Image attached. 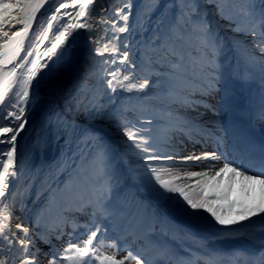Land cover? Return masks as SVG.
<instances>
[{"label": "snow or ice", "instance_id": "6c2138e0", "mask_svg": "<svg viewBox=\"0 0 264 264\" xmlns=\"http://www.w3.org/2000/svg\"><path fill=\"white\" fill-rule=\"evenodd\" d=\"M133 2L122 0L120 7L106 15L104 0H54L50 12L40 18L29 39L37 13L48 0H0V264H40L41 250L36 240L51 244L48 234L55 232L59 240L65 235L66 227L72 229L68 242L62 250L53 247L44 254L48 264H167L169 260H175L176 264H264V240L259 241L260 252L256 254L234 249L179 257L167 244L148 239L154 224L147 220L129 222L126 228L117 231L115 221L124 214L113 203L120 183L113 158L90 127L67 119L58 108L54 119L57 139L63 137L65 156L54 174L66 178L60 184L49 185L47 203L35 212L30 224L18 222L13 226L12 220H19L14 217L16 184L25 170L23 151L17 162V138L28 124L26 110L35 100V97L30 100L32 83L53 58L59 62L63 52L58 54V50L79 30H84L97 84L95 90L85 91L74 100L77 112L83 111L88 119L99 117L104 108L99 101L104 94L111 102L116 99L167 101L163 107L133 109L135 119H130L128 107L122 106L116 124L127 138L129 154L143 162L142 175L151 190L161 199H169L166 193L176 194L193 216L209 213L222 226L215 230V239H239L242 230L231 226L257 215L264 216V144L256 145L241 134L226 145L224 135L217 136L193 121L175 117L172 108L173 104L202 105L215 111L212 105L191 96H212L221 91L225 111L240 108L243 105L228 81L238 80L244 85L253 82L252 77L258 74L257 116L264 120V0H208L215 5L220 19L229 22L232 32L252 37L250 44L233 41L237 63L227 77L220 59L225 40L211 28L207 15L199 12L198 0H172L171 7L176 9L173 21L166 27L151 30L145 21L151 20L155 8L146 7L133 16ZM145 2L158 6L159 0ZM149 31L151 34L146 35ZM152 76L157 79L153 81ZM181 82V91L190 88V94L177 91ZM150 85L163 91L148 92ZM134 91L147 94L122 96ZM162 115L174 117V130L183 132L194 143L211 142L214 150L180 156L172 148L170 137L158 138L154 134L153 120ZM42 127H52V121ZM238 143L248 145L243 153L237 148ZM253 152L258 156L254 157ZM192 167L202 170L193 172ZM180 172L188 181L194 180L196 187L190 182L177 184ZM165 174L171 178H165ZM237 181L242 200L231 198L237 190ZM20 204L23 205L22 199ZM220 204H227V211L217 207ZM237 207L241 210L233 215ZM53 212L55 224H50L45 221V214ZM77 214L86 220L81 223ZM78 229L83 231L76 235ZM110 231L116 233L114 238L109 236ZM146 249L152 254L146 256Z\"/></svg>", "mask_w": 264, "mask_h": 264}, {"label": "bare ground", "instance_id": "6f19581e", "mask_svg": "<svg viewBox=\"0 0 264 264\" xmlns=\"http://www.w3.org/2000/svg\"><path fill=\"white\" fill-rule=\"evenodd\" d=\"M122 0H104V7L108 9L106 15H110L116 8L121 6ZM54 0H48L43 8L37 13V19L33 23L32 29L29 32V39L32 32L36 31L37 24L40 18L46 16L52 6ZM165 0H159L158 6L148 5L145 0H134L133 2V16L138 10H143L146 7H154L155 10L151 13V20L145 21L148 27L154 20L156 14L161 12ZM211 9L216 10L215 5H209ZM258 7V5H257ZM63 11H71L62 10ZM216 17V15H215ZM219 35L225 40L224 55L221 56L224 62L225 75L227 77L229 72H233V66L236 65L237 59L235 57L236 51L233 50V41H243L250 44L252 37L244 36L240 33L231 31L230 25L223 22V19L217 15ZM131 21V18H130ZM21 27L17 25V28ZM55 27V25H54ZM16 29H13V31ZM84 30L73 32L72 36L68 39L65 45L61 46L59 52H63V56L59 62L53 58V62L49 64L47 69H42L37 78L32 83L30 90V100L35 97L34 103L30 104L26 110V116L29 125L28 135L26 136L25 130L20 133L22 136V143L20 147L17 146V154L20 157L19 151H23L24 160V174L16 184L17 207L14 210V217H19V220L13 219V226L18 222L30 224L36 211L43 208L47 203L49 185L60 184L65 180L64 175L57 178L54 174V169L62 161L65 156V146L63 137L57 139L58 129L55 125V113L58 108L67 119H74L77 124L90 127L97 135V137L104 138L103 142L109 141L110 147L107 148L113 158L114 167L120 177V198L126 210L123 212L122 223H117V226L126 228L129 222L137 220H147L154 224L153 233L149 236L150 241L159 244H167L175 256L184 257L189 256L191 253L206 254L210 251L218 252H231L234 249L242 250L245 253L256 254L260 252V240H264V216L257 215L248 220L241 221L240 223L231 227L239 228L242 230L243 235L235 240H221L215 239V230L222 226L215 223L214 218L209 213L201 212L196 216L190 214L185 210V205L182 200L173 193H166L169 199L159 198L148 185L146 177L142 175V161L129 154L126 148L125 141L127 138L123 136L118 127H115L109 119L111 109L114 102H111L104 94L100 103L104 105L103 111L99 117L88 119L83 111L77 112L75 110L74 100L83 96L85 91L95 90L97 79L95 76V68L92 60L89 57L90 48L86 39L82 40L81 36L85 37ZM51 35V34H50ZM99 35V33H97ZM137 39L139 37L137 36ZM47 41L45 46H47ZM87 45V46H86ZM86 46V47H85ZM28 47V40L25 41V48ZM43 50V48H41ZM23 55V54H22ZM87 58L91 60L84 63ZM97 59H100L97 57ZM84 63V64H83ZM55 64V67H53ZM89 64V65H88ZM239 69H237L238 73ZM47 73V75H45ZM259 75L256 74L252 77L251 83L241 85L238 80H229L228 83L233 87L237 98L241 101L242 107L229 108L225 111L222 96L223 92H217L212 96H200L195 94L191 96L192 99L204 100L207 104L213 106L215 111L206 108L202 105L195 107H184L179 104H173L172 108L175 110L174 116L181 117L185 120L193 121L195 124L205 126L214 130L215 135H224L225 141L232 142L233 137L239 136L242 133L243 126L247 123L257 129L260 135L263 136L264 131L260 130L257 126V121L260 120L257 116L259 110V97H260V80ZM38 87L49 95L48 100L53 101L51 109L41 113L40 105L43 101L39 99V95L35 93ZM183 87V86H182ZM220 87L223 89L224 84ZM163 90V89H162ZM191 89L183 91L182 95L190 94ZM125 94L122 93V96ZM218 96V97H217ZM151 106L163 107L164 102H158L152 99L145 100ZM71 109V111H69ZM127 115L130 119L135 116L129 110ZM44 116V117H43ZM52 121V127L44 129L42 126ZM7 123V121H5ZM156 126L154 134L158 138L170 137L172 148L180 155L187 156L192 153L201 154L203 152H212L213 150L207 149L203 142L194 143L183 132L174 130L175 123L174 117L161 116L158 121L153 122ZM258 138V134H254ZM19 137L17 138V142ZM131 143L130 141L128 142ZM106 144V143H105ZM22 145V147H21ZM19 157L17 162L19 163ZM124 165L122 166V164ZM153 163H158L153 161ZM168 163H172L171 161ZM206 163H213L208 161ZM200 167H192L190 171L200 172ZM175 174V170H174ZM179 178L176 180L177 184L191 183L196 187L195 181H188L183 172H180ZM165 178H171L165 174ZM224 185H227V179L224 180ZM26 185L28 186L26 188ZM131 186L136 187V193L131 190ZM157 187H159L157 185ZM239 181L236 184V192L231 197L233 200L244 199L239 192ZM11 191V188L9 189ZM138 193V195H137ZM22 194V195H21ZM257 198L259 193L257 192ZM23 200V205L20 200ZM118 201L115 206L119 209ZM120 204V203H119ZM217 207H222L227 211V204H220ZM23 208V210H21ZM241 209L237 207L234 213H238ZM45 221L50 224H55V213H46ZM71 227L64 229L65 235L61 239H56L55 232L49 233L51 244L44 243L40 239L36 240V246L41 250L40 264H48V257L44 255L46 252L50 253L53 249L62 250L69 237L66 233ZM121 230V229H119ZM83 229H80L82 232ZM115 232H109V236L113 237ZM144 244L145 241H140ZM137 245H133L135 250ZM152 253L146 249L145 255L149 256ZM167 264H176L175 260H169ZM203 264V262H201Z\"/></svg>", "mask_w": 264, "mask_h": 264}, {"label": "rangeland", "instance_id": "374dc122", "mask_svg": "<svg viewBox=\"0 0 264 264\" xmlns=\"http://www.w3.org/2000/svg\"><path fill=\"white\" fill-rule=\"evenodd\" d=\"M171 3H172V0H171V2L168 5L164 6L163 9L161 10V12L158 13L159 15H157L154 18V20L152 21L151 25L148 26V28L150 30L152 28H155V27H166L168 24H170L173 21V18L175 16L176 9L171 7ZM194 19H195V17H194ZM225 21L228 22L227 20H225ZM150 34H151V31H149V33H146V35H150ZM81 39L84 40L86 38L83 37V36H81ZM88 48H89V46H88ZM136 58H137V60H139V58H140L139 57V54H137V57ZM87 62H89V64H90L91 60L89 58H87V60L84 63H87ZM143 74H147V73H143ZM151 79L154 81L157 78L155 76H152ZM181 89H182V83L177 88V91L182 93L183 91H181ZM147 91L148 92H154V93H160L161 92L160 89H158V88L153 89L151 87V85H150V88ZM35 93L37 95H39V99L43 101L42 105H40V109H41L40 112L42 113L43 110L45 111V109L46 110L51 109V106H52L51 104L54 103V102L47 99V97H49V95L47 94V92L45 93L42 89H40V87H38V90L36 89L35 90ZM125 93H127V92H125ZM127 94H130V95L135 94V95H142L143 96V95H146L147 93H137V92L134 91L132 93H127ZM155 101H157V100H155ZM164 101L165 100H163V102ZM122 106H127L128 108H130L131 113H134V111H132L133 109H139V108H141L140 105L135 104V102L131 101L130 99H116L115 102H114V104H113V108L111 109L110 116H109V119L111 120L112 124L115 127H117L116 124L118 122L119 115H120V109H121ZM155 121L156 120H153V122H155ZM257 124H258V127L263 131L264 130V121L258 122ZM27 125L30 126V123H28ZM25 128H26L25 133L26 132L28 133L29 128L26 127V126H25ZM21 143H22V136L20 135L19 141L17 142V146L20 147V144ZM21 151H22V149H21ZM21 151H19V153H21ZM17 157H19L18 154H17ZM117 192H118V189H116V191L114 193V197H115L116 194H118ZM121 255H124V254H121Z\"/></svg>", "mask_w": 264, "mask_h": 264}, {"label": "water", "instance_id": "95a60500", "mask_svg": "<svg viewBox=\"0 0 264 264\" xmlns=\"http://www.w3.org/2000/svg\"><path fill=\"white\" fill-rule=\"evenodd\" d=\"M198 6L200 8L199 12L200 13H205L207 15V20L209 21V24H210L211 28L213 30H216L217 31L218 27H216V25L218 23V20L215 19L216 17H215L214 12L211 11V10H209L208 7L205 6L203 3H200L199 0H198ZM140 102H142V101H140ZM142 103L145 104L146 106H149L144 101ZM100 142H102L105 146L107 145V144H105L106 142L105 143L103 142V140H101ZM79 215L80 214H77V218L79 217Z\"/></svg>", "mask_w": 264, "mask_h": 264}]
</instances>
